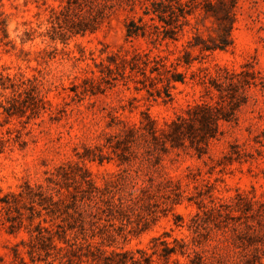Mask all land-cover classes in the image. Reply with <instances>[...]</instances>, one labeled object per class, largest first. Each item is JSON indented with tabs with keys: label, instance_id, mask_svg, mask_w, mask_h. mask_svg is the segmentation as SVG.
Returning <instances> with one entry per match:
<instances>
[{
	"label": "trees",
	"instance_id": "1",
	"mask_svg": "<svg viewBox=\"0 0 264 264\" xmlns=\"http://www.w3.org/2000/svg\"><path fill=\"white\" fill-rule=\"evenodd\" d=\"M237 0H64L50 7L47 26L37 32L30 28L27 38L37 35L51 42L66 44L76 35L95 32L117 9L133 10L139 5L141 15L135 20L127 17L125 37H148L153 43L177 41L195 14L211 17L217 38L207 45L199 35H193L177 51V55H152L150 51L133 50L131 54L117 51L98 60L90 57L97 75L84 77L72 84V98L95 95L116 83H133L136 91L145 90L153 97L171 100V89L185 82V74L177 70L189 65L186 47L200 51L223 50L230 45L235 23L233 9ZM146 19V20H145ZM196 29V28H194ZM197 31V29H196ZM53 47L52 53L56 52ZM42 52H47L43 50ZM74 57V56H73ZM75 58V57H74ZM77 59V58H76ZM192 77L195 73H192ZM206 92L215 89L220 98L234 100L249 82L241 73L224 71L212 78L197 76ZM42 81L38 76L26 77L18 73L10 76L0 72L1 108L8 117L21 109H45ZM165 101V100H163ZM220 112L207 103L187 105L172 119L161 125L145 111L136 124L115 125L112 132H104L101 142L83 145L76 160H65L52 170L43 172L41 182L23 181L15 190L0 192V228L13 234L24 229L27 238L10 248L11 257L0 259L1 264H264V200L249 197L236 189L227 198L213 196L212 184L191 170L187 177L194 183L198 211L190 218L188 229L193 236L187 242L171 238L167 232L151 238L147 248L135 250L105 249L117 239L147 230L182 197L179 181L161 173L162 156L182 149L188 143L198 152L216 138L219 121H229L233 115ZM32 112V113H35ZM112 121L117 116L110 114ZM12 138L0 137V153ZM232 153L224 156L227 162L248 157L244 149L232 145ZM116 156L124 167L110 175L103 186L92 180L85 162L102 163ZM206 200V202H205ZM180 216H176L178 226ZM186 258L180 263L176 257ZM174 257V259H172Z\"/></svg>",
	"mask_w": 264,
	"mask_h": 264
},
{
	"label": "rangeland",
	"instance_id": "2",
	"mask_svg": "<svg viewBox=\"0 0 264 264\" xmlns=\"http://www.w3.org/2000/svg\"><path fill=\"white\" fill-rule=\"evenodd\" d=\"M63 1L0 0V72L10 76L18 73L26 77L38 76L45 102L44 110L21 109L18 115L8 117L2 111L3 98L0 96V137L12 138L0 153L1 193L15 190L23 181L41 182L43 172L65 160H76L75 154L82 151L83 145L97 144L102 141L104 132L115 129V125L108 127V124H136L141 112L146 111L157 125H161L163 120L172 119L188 104L207 102L228 115L235 106L229 121L218 122L216 138L208 142L200 157L187 142L184 148L162 156L161 173L180 183L182 197L179 203L144 232L119 238L105 249H145L151 238L163 232L169 234L165 238L169 241L174 237L188 242L193 236L188 229L189 220L198 211L196 201L187 199L195 196L194 183L186 176L189 170L193 173L199 170L201 174L197 178L209 180L213 196L227 198L239 189L249 197L264 200V0H237L233 9L236 20L230 35L231 43L225 49L200 51L186 47L190 64L182 63L177 68L185 74V82L176 83L171 89V100L163 94L150 97L143 89L136 91L132 82L126 85L119 82L102 93L79 98L71 97V86L92 76L90 70L98 74L90 57L98 60L119 50L129 54L137 50L150 51L152 55L169 54L172 58L188 40L194 42L193 35H199L211 45L210 38H217L211 17L192 15L190 24L184 27L177 41L153 43L146 36L125 37L126 19L137 20L141 15L139 5L133 10L119 8L95 32L73 36L63 45L37 35L47 26L49 8L57 7ZM30 28L37 32L27 38L24 33ZM53 47L57 50L51 54L49 51ZM224 71L241 73L242 79L249 82L234 100L220 98L212 87L206 92L197 77L218 78ZM192 73L195 76L192 77ZM0 93L8 94L9 90L3 92L0 89ZM110 114L118 120L112 121ZM232 145L251 155L227 162L224 156L233 152ZM108 158L102 163L85 162L98 186H103L110 175L124 167L118 165L112 153ZM176 216L181 217L178 226L174 223ZM26 238L24 229L9 234L0 228V259L8 260L12 245ZM176 259L180 263L187 261L179 255Z\"/></svg>",
	"mask_w": 264,
	"mask_h": 264
}]
</instances>
